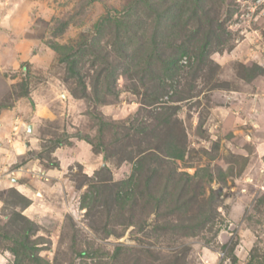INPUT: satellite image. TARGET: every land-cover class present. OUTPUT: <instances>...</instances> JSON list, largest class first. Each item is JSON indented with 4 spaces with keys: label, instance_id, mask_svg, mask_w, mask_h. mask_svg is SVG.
<instances>
[{
    "label": "rangeland",
    "instance_id": "1",
    "mask_svg": "<svg viewBox=\"0 0 264 264\" xmlns=\"http://www.w3.org/2000/svg\"><path fill=\"white\" fill-rule=\"evenodd\" d=\"M177 1L0 0L9 171L49 192L10 189L0 264H264V0Z\"/></svg>",
    "mask_w": 264,
    "mask_h": 264
},
{
    "label": "crops",
    "instance_id": "2",
    "mask_svg": "<svg viewBox=\"0 0 264 264\" xmlns=\"http://www.w3.org/2000/svg\"><path fill=\"white\" fill-rule=\"evenodd\" d=\"M10 40H11V36L7 37L6 33L0 31V70L6 65L5 63H3L4 62L3 55L5 53L6 55L8 54V52L6 51L4 52L1 47V44L3 45L5 44L4 41H7V44H8L7 45L8 47L4 46V49L10 48V46H12L11 50L7 49L13 52L12 58L10 59V61H8L9 65L10 66L13 65L16 69L20 66L17 63V58H16L17 54L21 51L19 47L20 44L19 43L11 44ZM25 53H26V50L24 51V55H26ZM9 56L10 55H7V59L9 58ZM24 58H27V57L25 56ZM38 112L42 113L43 110L41 109ZM18 113L19 111L17 107L14 110L5 109L2 112H0V144H3L2 146H0V173H1L0 176L2 177L0 179V215H2L5 209L6 196L8 192L10 191V189L14 188L32 200L31 204L26 208V211H29L36 218L37 215H41L44 212L45 205L43 204V200L44 198H46L45 193L47 194L49 193L47 192V190L43 189L45 186L44 183L46 182L45 181L42 182L41 180H35V179L31 180L29 176V171L22 172L20 169L18 171H15L16 176L14 175L11 176L12 174L10 173H12V171H9L10 166L14 167V166L19 165L18 163L20 162L19 160L23 157V155L25 154V152L27 151L29 147L31 148L32 146H34L35 142L32 138L27 137L28 140H25V141L16 139L13 143V146H8L6 142L2 143V141L5 140L6 134L10 132V129L13 125L12 121L13 119L16 118L17 115H19ZM46 116H50V115L46 113ZM33 118L35 117L33 116L31 119L33 120ZM22 120L24 121L22 125L23 126L25 125L24 127H26L27 134L29 135L33 134L34 131L36 130L35 124L32 121L31 123L28 122L26 120V116ZM80 146L83 148L81 142H80ZM89 151H90V148H88L87 146V150L84 149L83 154L78 153L74 157V159H77L81 163H85V166H89L91 164L90 163L91 160L92 161L96 160V162L99 163L101 160L100 156L96 157L93 153L90 154ZM61 160H63V163H64V160H65L64 157L63 158L61 157ZM25 165L27 167H31V171H34V172H39L40 170H43L42 168L43 166L39 162H36L34 160L27 161ZM45 170H46V173L51 177H54L56 175L54 171H60L56 169H45ZM34 182L35 184H37V187L40 184L38 189L35 188V185L33 184ZM30 184H32L33 186L31 187ZM39 199H41L42 201Z\"/></svg>",
    "mask_w": 264,
    "mask_h": 264
},
{
    "label": "trees",
    "instance_id": "3",
    "mask_svg": "<svg viewBox=\"0 0 264 264\" xmlns=\"http://www.w3.org/2000/svg\"><path fill=\"white\" fill-rule=\"evenodd\" d=\"M165 0H155L154 3H157L158 6L161 5ZM178 1L177 0H173V2L167 7L165 8V10H158V6L156 5V7L154 8L156 11L158 10L157 14L159 15L156 21L153 22V26L155 28V30H159V28H161V26H163L162 22L163 20L166 19V17H173L174 19L178 18L177 16H179L181 14V6H178ZM69 46V45H68ZM70 48V47H69ZM181 53H184L183 51ZM73 62V61H72ZM176 64V61L172 60L170 62L167 63L168 68L170 67V65H174ZM174 156L177 157H181L183 156V154H174ZM13 191V190H10ZM16 193V192H15ZM17 213V215H20L19 212H15ZM25 233L29 234L30 232L32 233V228L27 227L25 230ZM120 247V245H118V248Z\"/></svg>",
    "mask_w": 264,
    "mask_h": 264
},
{
    "label": "built area",
    "instance_id": "4",
    "mask_svg": "<svg viewBox=\"0 0 264 264\" xmlns=\"http://www.w3.org/2000/svg\"><path fill=\"white\" fill-rule=\"evenodd\" d=\"M262 171L264 172V165H263V170Z\"/></svg>",
    "mask_w": 264,
    "mask_h": 264
},
{
    "label": "water",
    "instance_id": "5",
    "mask_svg": "<svg viewBox=\"0 0 264 264\" xmlns=\"http://www.w3.org/2000/svg\"><path fill=\"white\" fill-rule=\"evenodd\" d=\"M126 237V236H125Z\"/></svg>",
    "mask_w": 264,
    "mask_h": 264
}]
</instances>
